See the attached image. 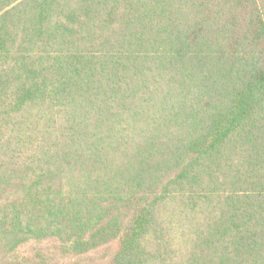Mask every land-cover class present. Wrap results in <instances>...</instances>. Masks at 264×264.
<instances>
[{
  "label": "trees",
  "instance_id": "obj_1",
  "mask_svg": "<svg viewBox=\"0 0 264 264\" xmlns=\"http://www.w3.org/2000/svg\"><path fill=\"white\" fill-rule=\"evenodd\" d=\"M0 264H264V0H0Z\"/></svg>",
  "mask_w": 264,
  "mask_h": 264
}]
</instances>
